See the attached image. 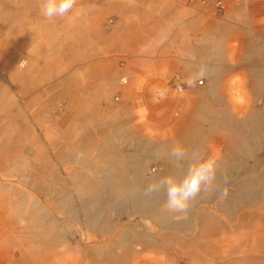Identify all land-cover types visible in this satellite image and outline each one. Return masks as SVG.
I'll return each instance as SVG.
<instances>
[{
    "label": "crops",
    "instance_id": "1",
    "mask_svg": "<svg viewBox=\"0 0 264 264\" xmlns=\"http://www.w3.org/2000/svg\"><path fill=\"white\" fill-rule=\"evenodd\" d=\"M223 1L216 9L76 0L69 14L48 19L42 0H0V54L20 68L13 114L0 115V152L6 165L29 158L22 101L44 103L34 116L46 122V141L37 139L40 157L29 159L48 185L45 201L27 186L43 209H17L6 176L23 169L8 174L0 163V264H264V209L245 206L254 204L248 182L264 176V0ZM176 71L186 82L179 93ZM11 100L3 84L0 108ZM177 142L190 155L218 157L214 191L186 214L164 207V191L145 194L150 182L186 171L170 157ZM86 167L95 196L110 183V205L94 209L85 227L56 221L68 210L55 201L54 182L75 183Z\"/></svg>",
    "mask_w": 264,
    "mask_h": 264
},
{
    "label": "rangeland",
    "instance_id": "2",
    "mask_svg": "<svg viewBox=\"0 0 264 264\" xmlns=\"http://www.w3.org/2000/svg\"><path fill=\"white\" fill-rule=\"evenodd\" d=\"M7 57L10 58V61L7 62V64H5L3 55L0 54V93H1L2 85L5 84L9 87V91L12 97L11 101H7L4 104V106L0 108L2 110L0 115L5 116L6 119H8V117H10L9 114H13L14 111V102H13L14 93H15L14 72L17 70L20 71L16 56L7 55ZM70 62H72V60ZM65 65L66 66L62 68L63 70L61 69L63 72H66L68 70L66 69V67L69 65V62L66 61ZM61 70L55 69L56 76L59 73L60 74L63 73ZM25 76L26 75H24L23 77ZM39 104L44 106V103L41 102H34V104H31L28 103L27 101L24 100L22 101L23 122H24L23 123L24 142L22 144V151L23 154L25 156L27 155L29 158L31 156L37 158L36 155L40 157L35 145L37 139H39L42 142L46 141V122L44 120V123H37L34 116V109H36V107ZM262 131H263L262 143L264 146V128ZM92 137L93 139L91 140V142L94 144L95 138L93 135ZM2 155L3 154H1L0 152V163L6 165L7 163L5 160V156L2 157ZM7 157L8 160L11 158L10 152L7 154ZM261 157L264 160V150L261 153ZM29 158L24 157L22 159L20 156H15L14 163H12V166L9 165V163L8 165H6V171H8L6 173L8 174H11L9 171L23 169V172H20L19 175L16 174L14 177L6 176V181L8 182L7 186H11L14 190V197H15L14 206H16L17 209H43L41 199H39L36 196L40 197L42 193L44 195L43 201H45L46 199L45 195L47 194L48 191V185H46L47 182L37 181L36 175L38 172L31 165L30 162L31 159ZM38 162L40 161L38 160L36 164H38ZM253 169H257L256 166L249 164L246 166V170L248 171ZM259 171H261L260 168H258V173ZM86 172H88V167L85 168L84 172H81L79 174L81 176L77 177L75 183H72L70 181L54 182L53 192H54L55 201L58 202L60 205H62V203H65L66 204L65 208L68 210V212L66 213L56 214V221L63 222L65 220L66 222H70L72 225L79 226L78 224H80L81 226L85 227V224L88 223L90 219H94V217L96 216V214L94 213V209H99L100 207H106L110 205L111 202L110 183H107L108 187L106 186L107 188L106 190L104 189L105 191L103 193L100 192L99 195L95 196L91 192L95 191L97 184L95 183V181H93V179L90 176H88ZM262 172H264V168ZM260 177L262 180H257L256 182H248L247 190H246L247 191L246 199H252L254 201V204L252 205H245L248 207V209H264L262 208L264 207V176L261 175ZM13 178L16 180L12 181ZM85 179L86 181L88 179L86 184L83 181ZM87 185H89L90 188H88ZM27 186H32V187L37 186L39 188V190L37 191L32 190L36 196L30 191L29 188H27ZM50 189L51 188H49V190ZM27 200L31 201L30 206H27ZM90 211L92 213H90Z\"/></svg>",
    "mask_w": 264,
    "mask_h": 264
},
{
    "label": "clouds",
    "instance_id": "3",
    "mask_svg": "<svg viewBox=\"0 0 264 264\" xmlns=\"http://www.w3.org/2000/svg\"><path fill=\"white\" fill-rule=\"evenodd\" d=\"M75 5L76 0H42L41 11L48 19L64 17L73 10ZM170 157L180 168H183L187 162L186 171L180 177L170 174L150 182L145 194L151 195L164 191L166 194L164 207L169 212L186 214L193 200L202 194L210 195L214 191L218 157L209 155L207 158H201L196 153L190 155L179 142L172 146ZM222 195L226 197L227 192L225 191Z\"/></svg>",
    "mask_w": 264,
    "mask_h": 264
},
{
    "label": "built area",
    "instance_id": "4",
    "mask_svg": "<svg viewBox=\"0 0 264 264\" xmlns=\"http://www.w3.org/2000/svg\"><path fill=\"white\" fill-rule=\"evenodd\" d=\"M192 3H200L204 6H207L210 2L213 3L214 7L216 9H223L225 8V3L223 0H190ZM110 23H113V19H110ZM26 61L21 60L20 65L25 66ZM197 84H203L204 79H199L196 81ZM171 83L174 87V89L178 92L183 91L186 88V82L184 80L183 73L181 71H176L171 79ZM159 167L157 165L152 166L149 170L148 173H155L157 172Z\"/></svg>",
    "mask_w": 264,
    "mask_h": 264
},
{
    "label": "bare ground",
    "instance_id": "5",
    "mask_svg": "<svg viewBox=\"0 0 264 264\" xmlns=\"http://www.w3.org/2000/svg\"><path fill=\"white\" fill-rule=\"evenodd\" d=\"M126 82V81H125ZM149 159V158H148Z\"/></svg>",
    "mask_w": 264,
    "mask_h": 264
}]
</instances>
